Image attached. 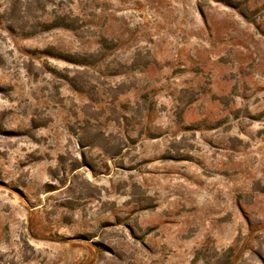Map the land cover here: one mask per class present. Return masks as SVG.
Returning a JSON list of instances; mask_svg holds the SVG:
<instances>
[{"label": "rangeland", "instance_id": "1", "mask_svg": "<svg viewBox=\"0 0 264 264\" xmlns=\"http://www.w3.org/2000/svg\"><path fill=\"white\" fill-rule=\"evenodd\" d=\"M0 264H264V0H0Z\"/></svg>", "mask_w": 264, "mask_h": 264}]
</instances>
